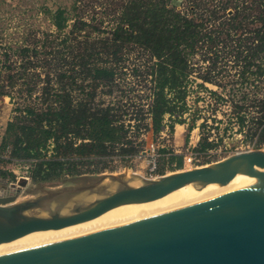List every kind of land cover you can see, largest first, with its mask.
Listing matches in <instances>:
<instances>
[{
	"label": "trees",
	"instance_id": "obj_1",
	"mask_svg": "<svg viewBox=\"0 0 264 264\" xmlns=\"http://www.w3.org/2000/svg\"><path fill=\"white\" fill-rule=\"evenodd\" d=\"M176 4L177 0H127L107 36L86 40L84 48L73 55L65 34L52 45L49 53L57 63L43 78L37 71L42 57L36 43L10 48L19 63L5 51L1 70L10 88L28 78H41L42 84L36 102L15 107L16 114L6 123L0 162L7 152L9 161L29 164L28 176L35 184L71 183L112 170L116 160L127 164L138 157L144 150L141 130L155 137L165 129L173 133L176 124L187 125L185 144L194 128L200 130L192 154L207 155L231 130L243 134L244 146L264 147V8L256 16L259 25L242 33L244 16L236 7L220 26L207 27L210 19L181 13ZM208 11L214 18L222 16H216L215 9ZM49 13L60 35L69 13L64 8ZM75 23V30L87 25L82 20ZM128 45L144 50L149 57L143 66L147 101L134 110L120 94L121 70L117 67ZM221 49L227 50L233 62L229 89L212 75ZM197 53L208 62L200 75L191 62ZM139 69H133L134 75ZM26 82L31 97L35 88ZM0 95L11 96L4 86ZM221 105L230 109L223 133L218 128L222 119L217 117ZM205 107L211 113H204ZM158 151L160 161L170 170L182 168V153L167 147ZM162 166H158L160 174L164 173Z\"/></svg>",
	"mask_w": 264,
	"mask_h": 264
},
{
	"label": "water",
	"instance_id": "obj_2",
	"mask_svg": "<svg viewBox=\"0 0 264 264\" xmlns=\"http://www.w3.org/2000/svg\"><path fill=\"white\" fill-rule=\"evenodd\" d=\"M264 173V148L154 178L100 173L18 200L27 179L0 188V243L92 220L182 187ZM44 185V184H40ZM0 264H264V182L192 197L81 235L0 254Z\"/></svg>",
	"mask_w": 264,
	"mask_h": 264
},
{
	"label": "rangeland",
	"instance_id": "obj_3",
	"mask_svg": "<svg viewBox=\"0 0 264 264\" xmlns=\"http://www.w3.org/2000/svg\"><path fill=\"white\" fill-rule=\"evenodd\" d=\"M127 0H0V61L3 60V53L6 51L11 60H16L15 55H12L11 47L22 45H33L36 43L39 50L40 58L38 61L37 71L43 78L45 71H51L55 63L52 60V45H55L65 34L69 36L68 44L72 55L84 48L85 42L96 40L100 37H106L107 32L114 26L115 19L118 16L122 5ZM224 5V7H223ZM235 7L237 11L241 12L240 16H244L241 19L243 27L242 33H248L247 29H251L259 25V21L256 18L260 9L264 8V0H177L175 8L181 13L188 14L190 16L199 17L203 19H210L206 22L207 27L220 26L221 23L228 18L229 15L234 14ZM57 8L66 9L69 13V20L64 31L59 35L58 31L50 21V11H54ZM212 9L216 12V16H220L219 19L214 18L213 14L208 11ZM244 18V19H243ZM78 20H82L87 25L82 30H75L73 24ZM76 24V23H75ZM226 26V24L224 25ZM59 35L60 37H57ZM47 36V37H46ZM52 39L55 42L52 43ZM48 46H44V45ZM66 50V49H65ZM68 50V49H67ZM224 50V49H223ZM221 49L220 57L217 60V66L214 68L212 75L223 87L229 89L232 84V73L234 67L232 58L229 56L227 50ZM125 54L121 62L117 64L119 70H121L119 79L121 90L120 94L123 95V99L130 104V108L133 110L147 101V87L148 84L145 80L144 68L145 63H149V57L147 52L132 45L126 46L124 50ZM71 55V54H70ZM71 55V56H72ZM46 57V58H45ZM203 55L196 54L192 57V64L195 66V73L198 75L206 72L208 62L203 61ZM46 59V60H44ZM18 62V59L16 60ZM73 61H76L73 60ZM16 62V64H17ZM19 63V62H18ZM2 62H0V87L4 86V90L11 96L0 95V142L4 133L6 123L13 118L16 114L15 107H23L25 103L36 102V95L39 93V87L42 84V79H26L29 82L30 88H35L31 97L27 93V82L18 80L16 85L12 88L8 85V80L2 72ZM57 65V64H56ZM137 66L140 67L138 75L133 72V69ZM195 82L199 81L196 75L192 77ZM195 84H191L192 87ZM209 88L216 89L215 86L208 85ZM222 91V90H221ZM119 95V92L114 93ZM192 105V101L189 102ZM203 106V104H200ZM217 117L222 119L218 123L219 132L223 133V127L227 123V113L230 109L224 105L218 107ZM194 109V108H192ZM210 107L202 108L204 113H211ZM199 123V121H198ZM212 124V121H210ZM214 131V129H213ZM143 133L140 136V140L143 141L142 148L144 149L140 156L135 157L132 161L125 164L123 161H114L111 164L112 170L105 171L103 173L125 174L127 176L145 175L148 168V161L150 159H158L159 166L164 168V173L167 174L175 170L190 169L194 166L203 165L211 161H215L223 158L226 155L234 153V151H240L245 149V146L241 143L243 134L235 132H227L223 141L219 143L217 150H213L211 154H192V147H194L200 137V130L196 127L188 135V142L184 143V137L187 133V125H175L174 133H170L167 129L163 130L159 135L153 137L150 131L141 130ZM161 147H167L174 150L177 153L183 154V167L180 169L170 170V168L160 161L158 149ZM264 148V147H262ZM28 163L15 162L8 160L7 152H3L2 161L0 162V171L4 172L0 175V188L6 187L11 184H16L21 177L27 179L26 185L22 188L18 200H22L27 197L35 196L40 193V187L44 188H56L68 184L78 183L80 180L64 183H55L44 185L35 184L28 176ZM162 175V174H161ZM178 193H176V196Z\"/></svg>",
	"mask_w": 264,
	"mask_h": 264
},
{
	"label": "bare ground",
	"instance_id": "obj_4",
	"mask_svg": "<svg viewBox=\"0 0 264 264\" xmlns=\"http://www.w3.org/2000/svg\"><path fill=\"white\" fill-rule=\"evenodd\" d=\"M259 182H264V173L255 178L246 175H237L227 185L224 186L210 184L202 189H197L196 187L188 185L154 201L118 206L86 222L70 225L60 229L35 231L12 241L0 243V254L9 253L121 224L132 218L156 211L192 197L247 186ZM176 193H178L177 196Z\"/></svg>",
	"mask_w": 264,
	"mask_h": 264
},
{
	"label": "built area",
	"instance_id": "obj_5",
	"mask_svg": "<svg viewBox=\"0 0 264 264\" xmlns=\"http://www.w3.org/2000/svg\"><path fill=\"white\" fill-rule=\"evenodd\" d=\"M247 149H254V148L251 147V146H245V149H243V150H247ZM215 150H217V149H215ZM243 150H240V151H243ZM212 151H213V150H209L207 155L211 154ZM236 152H238V151H236ZM232 153H233V152H232ZM234 153H235V151H234ZM139 156H140V155H139ZM226 156H227V155H226ZM224 157H225V156H224ZM158 166H159V164H158V159H156V158L150 159V160L148 161V168H147V171H146L145 175H143V176H144V177H148V178H154V177H156V176L161 175V174L158 172Z\"/></svg>",
	"mask_w": 264,
	"mask_h": 264
},
{
	"label": "crops",
	"instance_id": "obj_6",
	"mask_svg": "<svg viewBox=\"0 0 264 264\" xmlns=\"http://www.w3.org/2000/svg\"><path fill=\"white\" fill-rule=\"evenodd\" d=\"M177 126H179L180 124H176ZM181 126V125H180ZM174 128H175V126H174ZM173 133H174V131H173ZM183 167V166H182Z\"/></svg>",
	"mask_w": 264,
	"mask_h": 264
}]
</instances>
